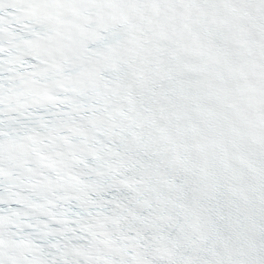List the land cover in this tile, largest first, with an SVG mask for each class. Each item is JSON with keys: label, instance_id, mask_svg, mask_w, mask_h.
<instances>
[{"label": "snow or ice", "instance_id": "6c2138e0", "mask_svg": "<svg viewBox=\"0 0 264 264\" xmlns=\"http://www.w3.org/2000/svg\"><path fill=\"white\" fill-rule=\"evenodd\" d=\"M0 264H264V0H0Z\"/></svg>", "mask_w": 264, "mask_h": 264}]
</instances>
